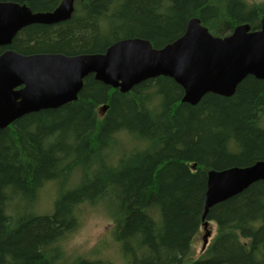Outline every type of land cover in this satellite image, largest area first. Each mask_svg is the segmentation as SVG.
<instances>
[{
	"label": "trees",
	"instance_id": "obj_1",
	"mask_svg": "<svg viewBox=\"0 0 264 264\" xmlns=\"http://www.w3.org/2000/svg\"><path fill=\"white\" fill-rule=\"evenodd\" d=\"M61 1L0 0L34 13ZM73 8L65 22L24 27L0 54H98L130 37L160 49L191 18L223 38L240 24L259 29L264 16V1L245 0H74ZM182 95L166 77L122 94L89 75L76 101L0 129V264H60L55 245L77 228L84 203L107 211L125 264H264L261 181L209 210L215 236L196 258L192 251L206 173L264 161V82L248 76L231 97L208 93L195 106ZM49 182L59 188L53 213L38 215V193Z\"/></svg>",
	"mask_w": 264,
	"mask_h": 264
},
{
	"label": "water",
	"instance_id": "obj_2",
	"mask_svg": "<svg viewBox=\"0 0 264 264\" xmlns=\"http://www.w3.org/2000/svg\"><path fill=\"white\" fill-rule=\"evenodd\" d=\"M72 13L73 0L35 13L26 5L0 2V47H8L26 26L56 25ZM89 75L122 94L143 81L166 77L182 89L181 103L190 106L208 93L229 98L248 76L264 82V17L258 30L240 24L224 38L212 36L199 19L191 18L184 33L160 49L134 38L98 54L21 55L6 50L0 55V129L24 115L76 101ZM259 181L264 182V161L208 171L202 221L213 207Z\"/></svg>",
	"mask_w": 264,
	"mask_h": 264
},
{
	"label": "rangeland",
	"instance_id": "obj_3",
	"mask_svg": "<svg viewBox=\"0 0 264 264\" xmlns=\"http://www.w3.org/2000/svg\"><path fill=\"white\" fill-rule=\"evenodd\" d=\"M249 4H259L264 0H245ZM105 108L97 107L96 112L102 116ZM73 176V177H72ZM72 178L74 175L72 173ZM70 177V178H71ZM71 178V179H72ZM79 179L69 183L68 188H73ZM58 187L55 182L46 183L43 186L35 204L38 215H50L53 213L54 202L58 197ZM77 228L67 232L60 242L55 245L63 253L60 264H68L76 257L86 259H103L112 264H125L120 252V245L113 237L114 226L107 211L102 205L81 204L77 209ZM215 224L211 221L200 225L197 234L192 240L193 258L206 250L215 236Z\"/></svg>",
	"mask_w": 264,
	"mask_h": 264
},
{
	"label": "bare ground",
	"instance_id": "obj_4",
	"mask_svg": "<svg viewBox=\"0 0 264 264\" xmlns=\"http://www.w3.org/2000/svg\"><path fill=\"white\" fill-rule=\"evenodd\" d=\"M61 2H62V1H61ZM61 2H60V3H61ZM73 7H74V0H73ZM73 9H74V8H73ZM15 35H16V34H15ZM85 78H86V77H85ZM85 78H84V79H85ZM243 80H244V79H243ZM243 80H242V81H243ZM242 81H241V82H242ZM241 82H240V83H241ZM197 104H198V103H197ZM74 178H75V177H74ZM70 184H71V182H70ZM243 191H244V190H243ZM243 191H242V192H243ZM242 192H241V193H242ZM237 195H238V194H237ZM235 196H236V195H235ZM235 196H232L231 198H233V197H235ZM231 198H229V199H231ZM229 199H228V200H229ZM226 201H227V200H226ZM226 201H224V202H226ZM202 211H203V210H202ZM202 214H203V212H202ZM206 217H207V216H206ZM201 221H202V217H201ZM207 221H208V220H206V218H205L204 221H202V224H203L204 222H207Z\"/></svg>",
	"mask_w": 264,
	"mask_h": 264
},
{
	"label": "flooded vegetation",
	"instance_id": "obj_5",
	"mask_svg": "<svg viewBox=\"0 0 264 264\" xmlns=\"http://www.w3.org/2000/svg\"><path fill=\"white\" fill-rule=\"evenodd\" d=\"M54 10V9H53ZM134 38H137V39H142V38H138V37H130V38H122V39H119V40H125V39H134ZM118 40V41H119ZM142 40H146V39H142ZM173 42V41H172ZM170 44V43H168ZM167 45V44H166ZM1 55V54H0Z\"/></svg>",
	"mask_w": 264,
	"mask_h": 264
}]
</instances>
